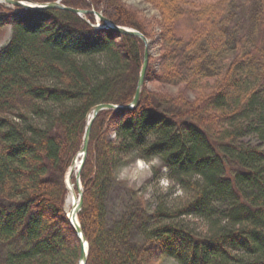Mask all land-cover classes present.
I'll use <instances>...</instances> for the list:
<instances>
[{"label": "trees", "instance_id": "trees-1", "mask_svg": "<svg viewBox=\"0 0 264 264\" xmlns=\"http://www.w3.org/2000/svg\"><path fill=\"white\" fill-rule=\"evenodd\" d=\"M26 1L102 12L149 39L119 0L110 1L115 14L100 6L105 0ZM147 1L163 15L164 77L198 95L177 104L166 96L174 105L159 108L142 96L150 107L141 101L113 113L122 121L114 142L99 140L112 112L93 123L78 216L87 264H155L161 256L177 264H264V0ZM5 11L0 6V33L10 24L13 31L0 50V264H78L82 247L62 210L64 176L90 112L133 101L112 92L134 80L132 70L137 87L144 44L130 36L117 42L66 11H27L16 20ZM130 156L168 169L184 193L175 209L149 210L132 197L109 219L112 175ZM53 176L57 198L44 190ZM191 218L202 221V233L188 227Z\"/></svg>", "mask_w": 264, "mask_h": 264}, {"label": "rangeland", "instance_id": "rangeland-1", "mask_svg": "<svg viewBox=\"0 0 264 264\" xmlns=\"http://www.w3.org/2000/svg\"><path fill=\"white\" fill-rule=\"evenodd\" d=\"M12 1L20 2L22 4H26L30 6L34 4L26 0H12ZM81 1L86 2L87 0H81ZM110 1L111 0H105L103 3H101L102 5L100 4V6L104 5V10L108 9L107 11H112V14H115L116 9L110 6ZM197 1L199 2L201 0H197ZM119 2L122 8L126 9L130 13L133 12L132 14L125 13L126 16H128L129 18L132 17V20L137 24H141L142 22L145 23L146 29L149 32V39L147 40H149L150 42V45H149L150 63L148 65V69L146 73L147 75H146L144 85L141 89L139 104L137 106L133 105V101L136 97L137 90H138L139 80H138L137 87L135 88L137 71L132 70V72L130 73V76H133L134 80H131V79L127 80V83L124 89L122 88V89H119L118 91H113L112 94L117 95V94H121L122 92H124L125 95H127V97H129L130 99L131 97H133V101L128 105L106 104V105H113L116 107L128 108V109L123 110V111L106 110V111L101 112V113L112 112V115L108 118L106 122V128L105 129L103 128L104 131L103 133H101V137L99 139V140H102V139L107 140L109 142L116 141L117 136L115 134V131H117L119 125L122 123L121 117L115 116V115L113 116V113L133 111L140 106L141 101L142 103H144L145 106L150 107L148 105L149 102H147V104L143 102L144 100H142V96L144 98L147 96L150 97L152 101L151 106L158 105V108H159V105L161 104H164L165 106L174 105L172 104L173 102L172 103L168 102L169 98H173L175 100V103H176V100L177 101L181 100V99H177L180 97L186 98L188 101L194 102L196 101L197 95H198L193 91V89H191V86L187 82L184 83L182 82L183 80L176 81L172 79H171L172 81L170 82L167 77H164V71H163V55H164L163 50L164 48H163V37H162L163 30H164L162 27L163 15H162L161 9L157 6V4L147 1V0H119ZM38 4H41V3H38ZM0 6L3 7V9L7 10L8 13H11V16H17V17H13L14 20H16L19 17L18 15L20 13L27 12L24 6L16 7L15 5L6 3L3 0L0 1ZM106 6H108V8ZM68 8H72V7H68ZM72 9H76V8L73 7ZM81 10L91 11L87 9L85 10L81 9ZM4 13L5 15L8 14L6 11ZM68 13H71V12H68ZM98 14L108 19L107 17H105V15L102 12ZM83 17L86 18L85 16ZM111 23L114 24L112 21ZM101 25L103 27L105 26V24L100 22L99 16L96 15V17H94V26L96 29H99V26ZM12 31H13L12 24H10V26L5 27L3 31L0 33V50L3 49L8 43V41L10 40ZM258 35H259L258 39H261L263 41L264 40V27L261 29ZM117 38H119L117 42H120L121 37H117ZM143 91H144V94H143ZM166 96L168 97V99H166ZM163 100H167V101H163ZM100 105H104V104H100ZM62 138L66 140V136ZM73 141H74V138L71 139V143ZM252 142H255V140H253ZM63 146H65V148L68 146V144H66V141H64L62 148ZM88 152H89V149H88ZM77 157H78V154L72 160L71 164H69L70 166L64 176L65 196L63 199L62 210H63L65 218L68 221L70 228L73 229L74 234L78 238L77 233L75 231V227L79 226L82 229L79 218L77 217V220H76L78 225L74 226L72 222V217H70V215L73 212L72 210L73 206L71 205V202H70V199L72 198L73 194H71L70 186H72L75 192V195H74L75 199L78 200V198L80 197V192L78 190V180H77V176L79 173L77 170H74L75 161ZM125 161H127L126 165L119 166L118 168L115 169V172L112 175V178H114V181L112 182L111 189L105 200L108 216L111 221L114 219H117L118 217H120V215H122V212L125 210L126 206L130 203V200L132 197L135 200L134 204L136 203L142 204V205L146 204V208H148L149 210H154L161 205H163L168 210H172V209H175V207L180 204V201L183 200V197H184L183 191L179 188V186L172 183L168 179L169 171L167 168H165L161 164V162L158 159H155L152 162L147 163V162H144L142 159H135L133 156H130L127 159H125L124 162ZM141 163H143L144 167L140 166ZM80 183L82 184L81 175H80ZM80 188H81L80 191L82 192V190H84L83 185L82 186L80 185ZM59 189H60L59 179L56 176H53V180L50 182V184L47 185V187H44V190L49 192L48 194L52 193V195H54L56 198H57V195H58L57 193L59 192L58 191ZM93 189L94 188L92 187V190ZM53 208L56 210L55 206ZM71 210L72 212L70 214ZM79 213H78V216H79ZM186 220L190 221L189 223L185 222V224L187 223L189 224L188 227H191L193 230H196V232L198 233L203 232L204 224L202 223V221L195 219V218L186 219ZM64 226L66 228L68 227L65 224ZM152 262L153 263L155 262V264H177L174 260L167 259L164 256H161L159 258V262L155 258L152 260ZM78 264H80V259H79Z\"/></svg>", "mask_w": 264, "mask_h": 264}, {"label": "water", "instance_id": "water-1", "mask_svg": "<svg viewBox=\"0 0 264 264\" xmlns=\"http://www.w3.org/2000/svg\"><path fill=\"white\" fill-rule=\"evenodd\" d=\"M6 3L15 5L16 7H20V6H24L25 10H63V11H68L71 12L75 15H78L80 17L82 16H86L88 14H96L94 11H83L80 9H72V8H68L64 5H62L61 2H56V3H50V4H44V5H26V4H22L20 2H16V1H12V0H5ZM97 16H99L100 20L102 23L105 24V29H110L111 31L115 32L118 35H128V36H132V37H136L139 38L143 44L145 45V57H144V65H143V69L139 78V84H138V90H137V94L136 97L133 101V105L137 106L139 104L140 101V94H141V89L144 85L145 82V77H146V73H147V69H148V59H149V41L138 31L135 30H131V29H127V28H123V27H118V26H114L111 25L109 26L108 20L104 17H102L99 14H96ZM132 105V106H133ZM128 108H121V107H116L113 105H100L98 107H96L93 111V120L90 123V125L87 128L86 131V135H85V139H84V145L82 148L81 153L83 154L84 158H83V165L86 161V157H87V153H88V149H89V144H90V136H91V130H92V124L94 122V120L98 117V115L106 110H115V111H123V110H127ZM83 167V166H82ZM80 174L77 177V180L79 179ZM80 190V189H79ZM81 195V200H80V204L77 205L76 207V211L72 213V217H73V221L76 222V216L78 215V213L80 212V210L83 207V193H80ZM76 225L77 222H76ZM75 231L78 235V237H81L83 240V234H82V229L79 226L75 227ZM88 260V253H84V251H82L81 257H80V262L82 264H86Z\"/></svg>", "mask_w": 264, "mask_h": 264}, {"label": "bare ground", "instance_id": "bare-ground-1", "mask_svg": "<svg viewBox=\"0 0 264 264\" xmlns=\"http://www.w3.org/2000/svg\"><path fill=\"white\" fill-rule=\"evenodd\" d=\"M43 4H44V3H43ZM36 12H43V11H42V10H36ZM94 12H95L96 14H98L97 11L94 10ZM96 14H88L87 17H88V16H93V17H95ZM107 20H108V22H106V23H108L109 26H111V25L117 26V25H115V24H112L111 21H110L109 19H107ZM122 36H125V35H121V36H119V37H122ZM144 50H145V49H144ZM144 54H145V51H144ZM144 57H145V56H144ZM149 63H150V57H149V59H148V65H149ZM89 116H91V115L89 114ZM79 165H80V159L78 158V160L76 161V166L74 167V170H77L78 167H79ZM70 191H71V194H73V195H72V198L70 199V202H71V205L73 206L72 210H74V208H75L76 205H77V199H75V196H74V195H75V192H74L72 186H70ZM72 210L70 211V214H71ZM70 217H72V216L70 215ZM72 222H73L74 226H76V222L73 221V220H72ZM82 234H83V240H82L81 237H78V240H79V242H80V244H81L82 251H84V253L87 254V253L89 252V243H88V241H87V239H86V237H85L83 231H82ZM77 236H78V235H77ZM82 251H81V254H82ZM88 255H89V253H88ZM80 257H81V255H80ZM79 259H80V258H79Z\"/></svg>", "mask_w": 264, "mask_h": 264}, {"label": "snow or ice", "instance_id": "snow-or-ice-1", "mask_svg": "<svg viewBox=\"0 0 264 264\" xmlns=\"http://www.w3.org/2000/svg\"><path fill=\"white\" fill-rule=\"evenodd\" d=\"M141 167H144L143 163L140 164Z\"/></svg>", "mask_w": 264, "mask_h": 264}]
</instances>
